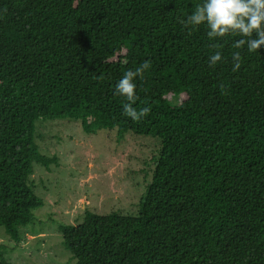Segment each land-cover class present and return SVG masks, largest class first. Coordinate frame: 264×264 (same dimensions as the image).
I'll return each mask as SVG.
<instances>
[{
  "label": "trees",
  "instance_id": "obj_1",
  "mask_svg": "<svg viewBox=\"0 0 264 264\" xmlns=\"http://www.w3.org/2000/svg\"><path fill=\"white\" fill-rule=\"evenodd\" d=\"M200 2L0 0V226L11 239L43 205L33 164H57L34 141L36 121L72 118L85 133L160 140L136 215L86 210L58 225L73 264H264V48L241 49L233 72L230 37L209 67L221 41L182 23ZM145 60L134 106L150 112L132 121L114 85Z\"/></svg>",
  "mask_w": 264,
  "mask_h": 264
},
{
  "label": "rangeland",
  "instance_id": "obj_2",
  "mask_svg": "<svg viewBox=\"0 0 264 264\" xmlns=\"http://www.w3.org/2000/svg\"><path fill=\"white\" fill-rule=\"evenodd\" d=\"M172 104L178 103L176 96ZM34 141L41 153L57 158L44 168L33 164V192L43 205L20 239H11L0 226V251L8 264H73L62 245L60 223L79 224L86 210L136 215L160 151V140L128 132L118 139L115 130L85 133L79 120L39 119Z\"/></svg>",
  "mask_w": 264,
  "mask_h": 264
},
{
  "label": "clouds",
  "instance_id": "obj_3",
  "mask_svg": "<svg viewBox=\"0 0 264 264\" xmlns=\"http://www.w3.org/2000/svg\"><path fill=\"white\" fill-rule=\"evenodd\" d=\"M182 23L191 29L203 25L209 40L221 41L211 45L216 50L208 57L209 67L224 61L221 48L230 37H238L229 45L234 49L233 72L241 67V49L251 53L264 48V0H201ZM149 68L150 61L145 60L134 70H126L114 85L113 94L123 98L122 113L132 121H139L150 112L147 106H134L138 100L135 80Z\"/></svg>",
  "mask_w": 264,
  "mask_h": 264
}]
</instances>
